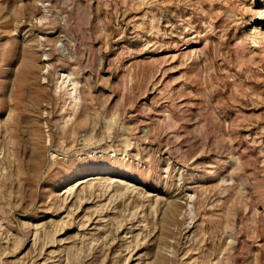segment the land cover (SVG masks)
I'll list each match as a JSON object with an SVG mask.
<instances>
[{
  "label": "rangeland",
  "instance_id": "374dc122",
  "mask_svg": "<svg viewBox=\"0 0 264 264\" xmlns=\"http://www.w3.org/2000/svg\"><path fill=\"white\" fill-rule=\"evenodd\" d=\"M263 4L0 0V264H264Z\"/></svg>",
  "mask_w": 264,
  "mask_h": 264
},
{
  "label": "bare ground",
  "instance_id": "6f19581e",
  "mask_svg": "<svg viewBox=\"0 0 264 264\" xmlns=\"http://www.w3.org/2000/svg\"><path fill=\"white\" fill-rule=\"evenodd\" d=\"M262 5V4H261ZM264 5V4H263ZM261 14H263V16L262 17H264V9L263 10H261Z\"/></svg>",
  "mask_w": 264,
  "mask_h": 264
}]
</instances>
